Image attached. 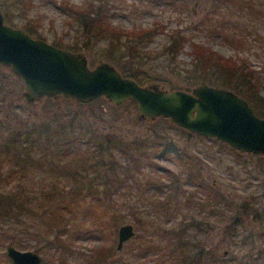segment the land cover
<instances>
[{
	"label": "rangeland",
	"instance_id": "rangeland-1",
	"mask_svg": "<svg viewBox=\"0 0 264 264\" xmlns=\"http://www.w3.org/2000/svg\"><path fill=\"white\" fill-rule=\"evenodd\" d=\"M63 1L76 6L88 4V0H32L26 15L13 11L10 24L24 28L29 23L27 20L31 19L29 26L37 31L40 38L52 43L60 37L67 45L84 44L82 39L85 40V37L82 36L77 21L63 9ZM100 1L94 0L96 4ZM103 1L107 4L104 8L108 9L110 21L116 26L134 30L159 23L163 28L143 46L136 59L140 75L147 78L144 84L153 82L160 88L172 90L191 88L205 82L191 77L189 41L175 58L164 51L163 46L168 42V36L177 28L183 29L190 40L208 46L223 56H244L249 59L253 68H264V17L262 18V14H259L260 18L240 16L236 10V2H226L225 13H218V10L213 12L218 0ZM4 2L5 0H0V6ZM208 17L210 18L207 19ZM228 33H234L235 38L227 37ZM87 40V49L77 51L86 55L89 65L107 60L102 54L106 42L96 38ZM23 91L24 84L20 77L8 66L0 64V181L22 155H15L19 143L15 141L13 145L10 142L14 141L16 132L20 128L27 129L28 125L48 114L47 110L53 111V107L57 106L64 113L80 114L100 132L113 131L124 139L146 137L153 130L173 138L177 147L183 148L192 156L195 170L213 192H205L185 180L186 169L184 164L178 162L172 146L163 144L167 145L166 150L161 146L157 147L152 159L154 168L147 164L140 168L141 183L144 184L145 179H149L165 186L164 184L171 183L168 173H172L173 178L182 182L185 192L179 198L172 196L167 186L160 188L162 192H159L152 185H142L139 190H142L145 198H138L134 193L129 200L121 196L115 197L113 206L116 213L113 218L108 217L104 234L92 232L71 238V247L66 249L70 264H87L86 255L102 244L112 247L111 259L120 258V262L110 264H155L159 254L152 251L142 256L129 257L128 250L132 243L137 240L144 245H151L155 240H162L165 245L175 247L176 236L180 240L188 236L196 238L207 251L213 252L212 255L217 260L214 259L211 264H264V156L239 152L214 138L193 134L176 126L167 117L159 116L149 121L140 119L136 103L133 104L128 99L116 105L100 96L95 102L80 104L74 98L58 96L53 97L56 100L52 107L46 108L49 104H45V98L28 103L23 97ZM260 92L264 95V84L260 87ZM67 118L64 117L65 120ZM77 158L78 154L71 151L56 157V160L64 161L65 167L70 166L67 171L69 174L70 169L74 173L78 168ZM70 159L73 161L68 163ZM73 162L75 163L72 164ZM20 170L6 182L2 180V186L4 182L7 184L5 187L0 184L1 188L18 190L24 194L23 189L29 192L43 191L47 187L61 188L64 184L70 186L67 183L70 177L67 176L51 179L44 178L46 175L41 171H31L29 168ZM21 175L23 178H20ZM76 178L79 179L78 175L72 178L74 183ZM215 192L220 195L216 196ZM165 198L169 201L166 209L165 204H161ZM156 201H160L159 206ZM244 202H248L247 206H242ZM129 203L133 207L128 206ZM211 209L216 213L211 214ZM192 217L196 219L192 220ZM34 221L28 218L23 220V224L15 221L10 228L0 226V264H12L6 253L9 243L22 250L38 252L42 258L41 264H56L58 257L55 247L52 244L50 247L45 245L44 239L34 235L32 229L29 232L22 230L25 226L26 229L27 226L30 228ZM16 222L20 225L17 226ZM75 222L69 220L67 228H75ZM36 223L40 227L47 224L40 219ZM90 223L92 221L87 219L86 225L90 226ZM123 223L133 224L135 235L124 242L120 250H116L118 227ZM193 224L199 225L200 229L193 230L190 227ZM205 224H209L208 227ZM49 228L51 231V225ZM11 238L14 239L13 242ZM15 242L23 245L17 246ZM182 250L176 248L170 256L161 255V258L166 259L165 264H187L182 263V255L186 254ZM258 251L261 252L259 256ZM191 256L195 254L192 252ZM199 264L208 263L201 259Z\"/></svg>",
	"mask_w": 264,
	"mask_h": 264
},
{
	"label": "trees",
	"instance_id": "trees-1",
	"mask_svg": "<svg viewBox=\"0 0 264 264\" xmlns=\"http://www.w3.org/2000/svg\"><path fill=\"white\" fill-rule=\"evenodd\" d=\"M230 1L236 2V10L240 16L248 15L260 18L259 14H262V18L264 17V0H218L214 5L213 12L218 10V13H225V3ZM31 2L32 0H10V2L5 0L4 4L1 5L5 21L11 23L13 19L11 14L14 10L26 15ZM87 2V5L80 6L71 4L68 1L62 2L63 9L77 21L82 36L85 37V40L82 39L84 44L72 43L67 45L63 43L60 37L52 43L56 46L77 51L87 49L85 47L89 45L87 39L103 40L106 42V46L102 50L103 56L110 62H114L123 75L131 76L139 83L144 84L147 78L140 75L138 68H136V59L143 46L163 30L161 25L155 23L147 28L125 29L114 25L110 21L107 13L108 9L104 8V5L107 6V4L103 0L98 4L94 0H88ZM27 21L29 23L25 24L24 28L32 36L41 37L32 26H29L31 19ZM234 35V33L226 34L227 37L232 36L235 38ZM187 41H189L191 49V60L189 62L191 67L189 71L193 80L205 81L233 90L243 96L258 115L264 116V95L260 92V87L264 84V68L260 70L253 68L249 59L244 56H223L208 46L190 40L185 31L180 28L175 29L168 36V42L164 44L163 49L171 58H175ZM8 67L11 69L10 66ZM11 71L13 72L12 69ZM97 98L86 101L74 100L80 104H86L95 102ZM55 100L56 98L53 97H45V104L50 105L46 108L52 107ZM128 101L133 104L136 103L131 98ZM47 113L38 122L28 125L27 129L20 128L13 136L14 141L10 140L13 145L15 141L19 143L15 155H22L17 158L16 164L8 169L7 174L2 177L1 181L6 182L9 177L21 171L20 168L27 170L29 168L31 171H41L46 175L44 178L70 177L67 181L70 186L64 184L61 188L47 187L43 191L30 190L29 192L23 189L25 191L23 194L18 190L12 191L1 188L2 183L0 181V226L10 228V225L15 224V221L23 224V220L26 221L28 218L35 220L31 223L30 228L27 226L26 229L25 226L22 230L29 232V229H32L34 235L44 239L45 245L50 247L52 244L57 251L55 252L58 257L56 264H70L66 249H70L72 237L92 232L96 234L105 233L104 226L107 224L108 217L113 218L116 213L113 206L115 197L121 196L129 200L130 197L134 196V193L138 198H145L142 195V190H139L142 185H152L156 190L167 186L172 196L181 197L185 190L182 182L180 183L177 178L171 176L172 173H168L171 183L164 184L165 186L149 179H145L144 184L141 183L140 168L144 164L154 168L152 159L156 154L155 149L161 146L166 150L167 145L163 144L172 146V152L175 153L178 162L184 164L186 169L185 180L193 183L197 188L204 189L205 192L213 193L210 186L195 170L192 156L183 148L177 147V142L173 138L160 134L158 130L151 131L149 136L146 137L135 136L124 139L113 131L100 132L93 123L80 114L72 113L70 115L64 113L57 106L53 107V111L49 110L48 112L47 110ZM64 117H68L67 120ZM187 135H190V133H187ZM71 151L78 154L76 159L78 168L75 169L74 173L70 169L68 174L67 171L70 166L66 165L67 167H65L64 161L57 162L56 157ZM68 161V163H71L73 160ZM76 175L79 179L76 178L74 183L72 178ZM20 178H23V175ZM5 182L2 187L7 184ZM159 192H162V190H159ZM219 195L216 193V196ZM156 202V205L159 206L160 201ZM168 202L166 198L162 200L161 204H165L164 209H166ZM247 204L248 202H244L242 206H247ZM130 207H133L132 204ZM210 211L211 214L216 213L214 209ZM38 219L45 221L49 226L51 225V231L47 224L40 227L36 223ZM87 219L92 221L90 226L86 225ZM193 219L196 218L192 217ZM69 220L72 222L77 221L75 222V228H67L66 225H69ZM17 222L16 225H20ZM207 225L209 224L204 226ZM190 227L193 230L194 228L196 230L200 229L199 225L195 224L190 225ZM49 233L53 236L49 237ZM179 238L176 236L177 245L172 246L174 249L170 247L171 244L165 245L161 242L162 240H159L160 242L155 240L151 245H144L135 240L128 250L129 257L132 255L142 256L152 251L159 254L155 264H165L166 259H162L161 255L167 254L170 256L176 248H181L186 253L182 255V263L199 264L200 260L203 259L205 263L211 264L214 259L217 260L212 255L213 252L207 251L204 246L196 241V238L190 236L184 240ZM11 241L13 242L14 239L11 238ZM15 244L17 246L23 245H19L18 242H15ZM111 252L112 247L106 244L93 248L86 255L87 264L120 262V258L111 259ZM192 252L195 256H191ZM258 253V256L261 255V252L258 251ZM124 257L126 256L124 255ZM190 257L191 259H189Z\"/></svg>",
	"mask_w": 264,
	"mask_h": 264
},
{
	"label": "water",
	"instance_id": "water-1",
	"mask_svg": "<svg viewBox=\"0 0 264 264\" xmlns=\"http://www.w3.org/2000/svg\"><path fill=\"white\" fill-rule=\"evenodd\" d=\"M0 64L9 65L24 84L28 103L63 96L80 101L104 96L119 105L131 98L138 117L163 116L189 132L214 138L234 150L264 156V116L233 90L200 82L191 88L163 89L156 83L141 84L123 75L110 61L90 66L82 52L56 46L5 21L0 6ZM135 235L131 223L118 227L116 250ZM12 264H41L40 254L9 243Z\"/></svg>",
	"mask_w": 264,
	"mask_h": 264
},
{
	"label": "flooded vegetation",
	"instance_id": "flooded-vegetation-1",
	"mask_svg": "<svg viewBox=\"0 0 264 264\" xmlns=\"http://www.w3.org/2000/svg\"><path fill=\"white\" fill-rule=\"evenodd\" d=\"M21 27V26H20ZM10 259V258H9ZM11 261V260H10ZM12 263V262H11ZM42 263V262H41Z\"/></svg>",
	"mask_w": 264,
	"mask_h": 264
}]
</instances>
